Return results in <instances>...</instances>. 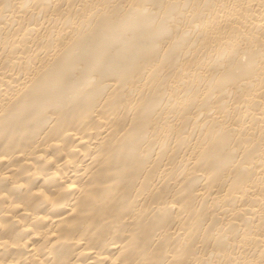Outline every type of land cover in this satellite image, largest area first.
<instances>
[{
  "label": "bare ground",
  "instance_id": "obj_1",
  "mask_svg": "<svg viewBox=\"0 0 264 264\" xmlns=\"http://www.w3.org/2000/svg\"><path fill=\"white\" fill-rule=\"evenodd\" d=\"M0 264H264V0H0Z\"/></svg>",
  "mask_w": 264,
  "mask_h": 264
}]
</instances>
